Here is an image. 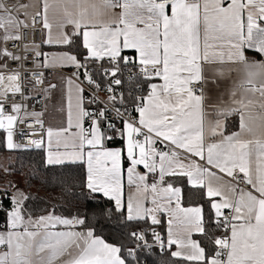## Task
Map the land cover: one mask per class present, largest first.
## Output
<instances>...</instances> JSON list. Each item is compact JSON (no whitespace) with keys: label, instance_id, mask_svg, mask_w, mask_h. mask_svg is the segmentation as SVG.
<instances>
[{"label":"snow or ice","instance_id":"obj_1","mask_svg":"<svg viewBox=\"0 0 264 264\" xmlns=\"http://www.w3.org/2000/svg\"><path fill=\"white\" fill-rule=\"evenodd\" d=\"M37 181L73 211L34 215ZM156 248L264 264V0H0V264Z\"/></svg>","mask_w":264,"mask_h":264},{"label":"trees","instance_id":"obj_2","mask_svg":"<svg viewBox=\"0 0 264 264\" xmlns=\"http://www.w3.org/2000/svg\"><path fill=\"white\" fill-rule=\"evenodd\" d=\"M54 50V49H53ZM41 153L39 152H33L31 154H21L20 159H32V160H38L40 158ZM18 181H23V177L17 176L15 177ZM21 186L23 187L24 184L21 183ZM33 193H39V196L42 198L40 200L36 201H31V210L33 211L34 215H40L44 214L45 209H50L52 207H55L56 213L57 214H62V215H69L73 210L69 208H65L63 201L60 200L58 192L54 189L51 188H44L41 187L40 183L37 181L34 184V187L31 189ZM159 228V227H158ZM160 230V229H159ZM164 232L162 231V234ZM97 234L102 235L103 238H105L107 241L116 243L118 240V237L112 233L111 230H103L101 231L100 229H97ZM127 242V241H126ZM140 255L146 256L145 253H140ZM167 259L166 256H163L160 252L159 249H154V254L151 257H148L149 264H152L153 261L156 260H163Z\"/></svg>","mask_w":264,"mask_h":264},{"label":"built area","instance_id":"obj_3","mask_svg":"<svg viewBox=\"0 0 264 264\" xmlns=\"http://www.w3.org/2000/svg\"><path fill=\"white\" fill-rule=\"evenodd\" d=\"M6 2L9 4V6H11V5H19V4H24V3H27V1L26 0H6ZM36 27L37 28H39L40 27V25H39V23H37V25H36ZM36 41L37 42H39L41 39H42V37H41V35L39 34V33H36ZM31 40H32V30L31 29H29V30H26L25 31V41H28V42H31ZM46 73H49V71L48 70H45V75H46ZM53 74V81H51L52 83H57V84H59V80L57 79V74L56 73H52ZM65 74H70V70L68 71V72H66ZM58 80V81H57ZM60 92H59V90H57V92L54 94V97H53V101H52V103L54 104V105H56V107H55V109H54V114L53 115H50V116H48V110H47V112H46V114H45V117H44V119H45V124H46V126L48 125V122L49 121H52V120H58V121H60V113L58 112V108H59V103H60V100H59V98H60ZM59 97V98H58ZM41 107H42V105L41 104H36L35 105V108L37 109V110H40L41 109ZM25 130H27V129H25ZM158 230H159V228H158ZM161 234H162V232H161ZM163 235V234H162ZM156 249H158V248H156Z\"/></svg>","mask_w":264,"mask_h":264},{"label":"crops","instance_id":"obj_4","mask_svg":"<svg viewBox=\"0 0 264 264\" xmlns=\"http://www.w3.org/2000/svg\"><path fill=\"white\" fill-rule=\"evenodd\" d=\"M26 1H27V3L29 2V0H26ZM44 50H45V51H48L47 46L44 47ZM50 75H51L52 77H51ZM46 76L48 77V80H49V81H53V80H52V79H53V74H52V73H50V72H49V73H46ZM57 81H58V80H57ZM59 83H60V81H59ZM53 105H54V104H53L52 102L49 103V107H50V106H53ZM49 107H48V108H49ZM59 122H60V121H58V120L56 119V120H54V121H49L48 124H59ZM164 234H165V233H163V235H164Z\"/></svg>","mask_w":264,"mask_h":264},{"label":"water","instance_id":"obj_5","mask_svg":"<svg viewBox=\"0 0 264 264\" xmlns=\"http://www.w3.org/2000/svg\"><path fill=\"white\" fill-rule=\"evenodd\" d=\"M54 109H55V108H54L53 106H50V107L48 108V116L54 114Z\"/></svg>","mask_w":264,"mask_h":264},{"label":"rangeland","instance_id":"obj_6","mask_svg":"<svg viewBox=\"0 0 264 264\" xmlns=\"http://www.w3.org/2000/svg\"><path fill=\"white\" fill-rule=\"evenodd\" d=\"M49 50V49H48ZM51 76V75H50ZM52 77V76H51ZM59 98V97H58ZM52 121H54V120H52Z\"/></svg>","mask_w":264,"mask_h":264}]
</instances>
